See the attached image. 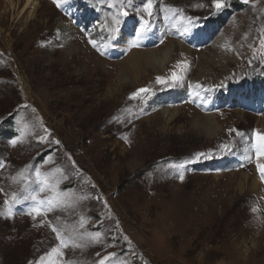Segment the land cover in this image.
I'll use <instances>...</instances> for the list:
<instances>
[{
    "label": "rangeland",
    "instance_id": "obj_1",
    "mask_svg": "<svg viewBox=\"0 0 264 264\" xmlns=\"http://www.w3.org/2000/svg\"><path fill=\"white\" fill-rule=\"evenodd\" d=\"M11 2L0 0V264H264V0H151V15L149 0ZM141 50L172 55L112 95Z\"/></svg>",
    "mask_w": 264,
    "mask_h": 264
},
{
    "label": "snow or ice",
    "instance_id": "obj_2",
    "mask_svg": "<svg viewBox=\"0 0 264 264\" xmlns=\"http://www.w3.org/2000/svg\"><path fill=\"white\" fill-rule=\"evenodd\" d=\"M53 2L56 3L57 7H60L61 4L62 3H66L67 0H53ZM129 2H130V0H129ZM245 2H247V0H245ZM214 3H215L216 9H221V8L224 7L223 0H214ZM151 8H152V4H151V0H149V3L146 5V9H145L148 12L149 15H151ZM120 14L123 15V16H126L128 13L122 11ZM113 22L115 24H119L120 23V21L118 19H116L115 17L113 18ZM147 23H148V21H144V24L142 25L141 31L138 34V36L141 35L146 30V27L145 26L147 25ZM112 31H113V33H115V32H118L119 29L118 28H114V29H112ZM92 43H93V46L95 47L96 46L95 42H92ZM133 46H136V44L134 43ZM178 67H179V65H178ZM172 79L175 82V81L179 80L180 77L177 76L176 73H173L172 74ZM157 83L163 84V83H166V81L163 78H161V77H157ZM148 91H149V89H146V88L139 89V90H137L136 93H133L131 95L130 99H136L138 97L142 99L143 97H142L141 94L147 93ZM256 141L257 142H256V144L253 147L255 148V151L257 153V156L258 157L259 156H264V135H261V134L257 133L256 134ZM200 155H203V154H200ZM249 159H250V157H249ZM257 168L260 171L261 181L264 182V166H261V165L258 164L257 165ZM39 176H40V173L37 170V177L39 178ZM180 178L183 179V176H181ZM32 198L35 199V197H32ZM12 200H13V202H18L17 197H16L15 194H13ZM5 203L7 204L8 201H5ZM41 203H43V202H41ZM49 203L51 204V201H49ZM48 210L50 211L51 208H49ZM33 213H35V215H41L42 214L41 211H40V209L38 207L33 208L28 214L29 215H33ZM7 215L9 217L12 215L10 208L7 211ZM33 218H35V216H33ZM81 226H83V225H81ZM52 230H53V232H57V229L55 227H53ZM57 239H60L61 240V247H67L68 246L67 243L63 239H61L59 232H57ZM61 254L62 253L59 252V249L53 248L51 250V252L49 253V257H51L53 255H61ZM107 259H109V257H105V260H107ZM44 260H45V258L44 257H41V264H43V261ZM52 264H55V262H52ZM101 264H104V261H101Z\"/></svg>",
    "mask_w": 264,
    "mask_h": 264
},
{
    "label": "bare ground",
    "instance_id": "obj_3",
    "mask_svg": "<svg viewBox=\"0 0 264 264\" xmlns=\"http://www.w3.org/2000/svg\"><path fill=\"white\" fill-rule=\"evenodd\" d=\"M7 1L8 2H11V0H7ZM34 2H35V0H25V9H28L30 6H32L34 4ZM91 12L93 13V9H92ZM71 31H72V29L71 30L69 29V31L66 32V34H70ZM110 31H112V30H110ZM105 37L107 38L108 36H105ZM171 55L172 54H171V51L170 50L164 51L162 54L151 53V52H143L142 50L140 52H134L132 54V56L125 62L124 68H123V70L121 72V76L119 77V79L117 81V84L115 85L114 90H111L112 91L111 94L114 95V96H118L124 90V88L126 86V83L128 82V80L126 79V77L127 76H130V74L132 73L131 71H133L135 73V70L134 69H138L139 70V67H141L142 63H145V64H147L149 66H152L155 70H157V69H163L165 67V65L167 64V62L169 61ZM163 85H164V83H163ZM210 119H212V118L210 117ZM209 123H211V122H209ZM143 125L144 124H142L141 122L139 123L138 127H140L141 129L139 130L138 133L140 135H143L144 136L145 134L148 133V129L145 128V130H143L142 129L143 128Z\"/></svg>",
    "mask_w": 264,
    "mask_h": 264
}]
</instances>
